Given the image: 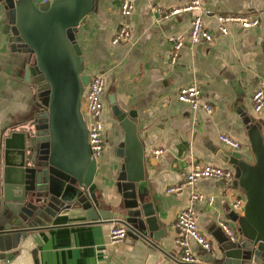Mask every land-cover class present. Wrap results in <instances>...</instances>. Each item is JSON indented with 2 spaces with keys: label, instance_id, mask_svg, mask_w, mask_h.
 Instances as JSON below:
<instances>
[{
  "label": "crops",
  "instance_id": "crops-1",
  "mask_svg": "<svg viewBox=\"0 0 264 264\" xmlns=\"http://www.w3.org/2000/svg\"><path fill=\"white\" fill-rule=\"evenodd\" d=\"M123 0H99L87 21L79 27L77 42L82 48L85 73H102L106 78L105 101L115 94L122 110L137 116L139 137L144 146L145 187L154 200L164 233L151 244L127 235L111 244V229L119 225L110 218L91 221L80 210L58 215L52 224L27 237L6 258L0 252V264H178L181 247L175 242L179 234L178 213L188 207L192 192L214 195L212 206L195 203L200 230L211 240L212 249H202L194 240V251L203 259L215 254L226 235L219 221L227 219L235 226L231 213L232 194L243 193L230 179L202 177L176 193L167 188L185 180L196 162L211 163L235 170L231 152L219 138L228 134L242 143L250 158V140L243 116L251 115L262 123L264 109L256 112L251 96L264 76V0H200L205 25L215 31L211 42L193 43L189 39L178 61L169 60L172 34L187 31L195 13L182 12L161 18L159 9L169 10L191 0H133L129 16L121 12ZM245 14L261 18L260 24L244 28L230 24V32L217 31V14ZM9 10L0 1V201L4 194V142L14 129L23 128L36 108L34 85L25 80L30 53L14 49L6 29ZM126 25L131 37L114 45L112 37ZM195 83L202 90L201 102H209L215 112L209 114L201 105L197 109L178 101L180 87ZM106 145L98 159L95 176L100 206L119 216L116 209L123 200L119 190V173L123 157L117 148L124 130L112 112L103 114ZM163 149L159 158L156 149ZM236 171V170H235ZM151 196V197H150Z\"/></svg>",
  "mask_w": 264,
  "mask_h": 264
},
{
  "label": "water",
  "instance_id": "water-1",
  "mask_svg": "<svg viewBox=\"0 0 264 264\" xmlns=\"http://www.w3.org/2000/svg\"><path fill=\"white\" fill-rule=\"evenodd\" d=\"M9 10L6 29L12 46L30 53L25 80L36 92L34 114L4 142V194L0 201V252L6 258L32 232L52 224L70 210L88 220L123 224L128 235L155 244L163 235L159 211L145 187L144 146L137 116L122 110L109 95L112 112L125 136L117 153L124 161L118 185L123 200L119 216L100 206L95 176L98 160L91 158L88 127L82 110L92 74L84 72L79 27L99 0H0ZM38 102V104H37ZM47 117L37 120V113ZM250 158L231 152L236 184L246 198L243 214L231 213L241 239L227 236L207 264H264V134L262 123L245 115Z\"/></svg>",
  "mask_w": 264,
  "mask_h": 264
},
{
  "label": "built area",
  "instance_id": "built-area-1",
  "mask_svg": "<svg viewBox=\"0 0 264 264\" xmlns=\"http://www.w3.org/2000/svg\"><path fill=\"white\" fill-rule=\"evenodd\" d=\"M134 9L133 0H123L121 3V12L124 16L131 15ZM161 14L160 19L168 18L172 15H178L182 12H195L190 20L187 31L172 34L168 37L171 43V52L169 60L172 64L178 61L181 50L186 41L189 39L193 43L202 41L211 42L215 38V31L210 30L205 25V19L202 14V4L200 0H191L180 6L172 7L169 10L157 9ZM218 21L217 31L222 34L230 32V24L239 23L244 28L254 27L260 24L261 18L258 16H248L245 14H217ZM131 32L126 25H121L115 31L112 37L114 45L120 44L125 40L130 39ZM105 91L106 78L102 73L92 74L89 85L85 88L82 102V110L88 127V139L91 150V158L98 160L104 153L106 139H105V124L103 121L104 107H105ZM202 90L195 83L185 84L180 87L178 92V101L188 103L192 108L197 109L201 105L209 113L215 112L214 106L209 102H201ZM252 103L256 112H261L264 109V76L259 87L253 92ZM220 140L229 148L239 150L242 148V143L228 134H220ZM163 149H156L154 157L159 158ZM235 176V170L229 167H223L211 163L196 162L187 178L180 183L171 185L167 188L169 193H176L183 190L185 187L193 185L198 179L202 177L230 179ZM232 207L240 214H243L246 198L244 194H232ZM205 201L212 206L216 201L214 195H206L198 191L191 194V204L182 209L176 219V226L179 234L175 242L181 247L182 256L178 264H207L206 260L197 254L191 241L194 240L202 249L211 251V240L200 230L197 222V212L194 204ZM220 227L223 229L225 235L233 242L241 239L242 235L238 228L227 219L219 221ZM128 235V229L125 225L119 224L114 226L110 232L111 244H116ZM2 264H11L9 259H5Z\"/></svg>",
  "mask_w": 264,
  "mask_h": 264
},
{
  "label": "rangeland",
  "instance_id": "rangeland-1",
  "mask_svg": "<svg viewBox=\"0 0 264 264\" xmlns=\"http://www.w3.org/2000/svg\"><path fill=\"white\" fill-rule=\"evenodd\" d=\"M37 104H38V102H37ZM37 116H39L38 118H37V120L39 119V120H43L44 118H46L47 117V114H46V112H40V113H37Z\"/></svg>",
  "mask_w": 264,
  "mask_h": 264
},
{
  "label": "flooded vegetation",
  "instance_id": "flooded-vegetation-1",
  "mask_svg": "<svg viewBox=\"0 0 264 264\" xmlns=\"http://www.w3.org/2000/svg\"><path fill=\"white\" fill-rule=\"evenodd\" d=\"M109 105H110V102L109 101L108 102L105 101L104 113H105L106 107L109 108Z\"/></svg>",
  "mask_w": 264,
  "mask_h": 264
}]
</instances>
